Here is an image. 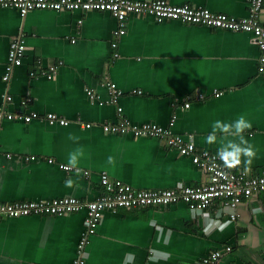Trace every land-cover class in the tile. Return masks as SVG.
<instances>
[{"label": "crops", "instance_id": "obj_1", "mask_svg": "<svg viewBox=\"0 0 264 264\" xmlns=\"http://www.w3.org/2000/svg\"><path fill=\"white\" fill-rule=\"evenodd\" d=\"M168 1L248 14L246 0ZM118 27L107 10L34 9L22 16L15 8H0V104L39 115L30 121L0 119V201L63 195L92 200L102 193L103 171L138 188L206 182L192 158L165 139L107 132L101 123L118 119L117 105L135 123L166 126L177 113L174 132L212 151H218L223 137L217 133L216 143L206 142L213 123H233L243 114L252 124L243 135L255 150L247 172H264V74L251 33L156 21L149 13L129 15L119 38ZM19 36L26 45L22 62L5 80L10 42ZM107 80L122 90L117 102L111 101ZM200 91L205 98H196ZM188 97L194 99L184 107ZM49 112L69 123H51ZM89 122L93 125L86 127ZM72 153L80 172L57 164L69 165ZM67 180L73 187L65 186ZM85 216L81 209L0 218V264H72ZM263 247L264 192H259L234 210L219 201L205 210L185 202L105 210L84 258L87 264H200L219 249L221 264H262Z\"/></svg>", "mask_w": 264, "mask_h": 264}, {"label": "built area", "instance_id": "obj_2", "mask_svg": "<svg viewBox=\"0 0 264 264\" xmlns=\"http://www.w3.org/2000/svg\"><path fill=\"white\" fill-rule=\"evenodd\" d=\"M248 14L246 16H235L226 12L213 11L208 7L196 6L191 3L173 4L168 0H0V8L12 7L17 9L22 16L34 9L53 10H107L119 21V27L115 31L117 38L126 31V21L131 14L149 13L156 21L180 20L187 23L206 25L214 28H222L234 31H246L252 34V41L259 47V70L264 74V20L262 10L264 0H246ZM112 43L117 47L118 41ZM26 49L23 36L11 40L6 72L3 78L9 79L14 66L21 64ZM114 56L119 52L115 50ZM54 69V67H53ZM109 88L112 102H117L122 90L114 81H105ZM92 98H98L94 90H87ZM141 92V90H139ZM222 91L215 94L220 95ZM7 94L6 99L10 100ZM196 98H205L204 92L196 94ZM192 97L184 101V107H189ZM118 119L116 121L104 120L101 125L110 133H131L134 136H157L163 138L167 143L182 154L189 155L193 162L206 173L207 180L200 185H179L168 188H138L131 183L119 178L111 179L106 171L101 173L102 193L95 199L82 200L75 195H63L48 199H22L15 201H0V218L17 217L32 213L64 214L86 210L84 228L77 243V257L72 264H87L84 258V249L89 243L90 236L94 234L102 219L105 210L117 211L119 208H138L156 205H167L177 202H185L189 208L194 210H205L215 201L222 205L236 209L245 199L264 192V172L251 175L244 168H227L217 156L218 151L206 148L198 149L192 139L181 133L174 132L177 113H173L166 126L152 121L135 123L124 115L123 107L117 105ZM39 115L36 111L25 113L20 110L8 111L0 104V119H23L30 121ZM46 118L51 122L68 124L69 120L58 117L55 113H47ZM86 123V127L92 126ZM35 159L36 156H30ZM52 162L53 159L49 158ZM60 167L67 171L80 172L79 167L60 163ZM87 173V171H85ZM238 212L231 213L236 218ZM227 245V250L231 249ZM264 264V247L262 249ZM222 251L212 250L201 259L200 264H221Z\"/></svg>", "mask_w": 264, "mask_h": 264}, {"label": "clouds", "instance_id": "obj_3", "mask_svg": "<svg viewBox=\"0 0 264 264\" xmlns=\"http://www.w3.org/2000/svg\"><path fill=\"white\" fill-rule=\"evenodd\" d=\"M252 124L245 119V116L240 115L233 123H225L217 120L212 125V133L205 139L208 144L217 142V133H222L221 146L218 149L217 156L227 168H236L243 162L245 165L244 171L250 170L253 158L255 157V150L251 144L244 138L245 129H251ZM237 137V140H228L227 137ZM73 137L70 135L69 137ZM242 157L246 158L242 161ZM77 156L75 153L69 155V165L75 166L77 164ZM108 163H114L113 157L108 158ZM66 187H73V181L67 180Z\"/></svg>", "mask_w": 264, "mask_h": 264}, {"label": "water", "instance_id": "obj_4", "mask_svg": "<svg viewBox=\"0 0 264 264\" xmlns=\"http://www.w3.org/2000/svg\"><path fill=\"white\" fill-rule=\"evenodd\" d=\"M58 164V166L60 167V163H57Z\"/></svg>", "mask_w": 264, "mask_h": 264}]
</instances>
